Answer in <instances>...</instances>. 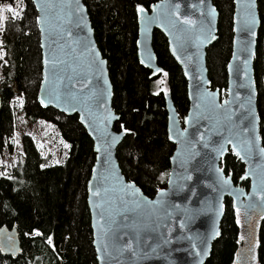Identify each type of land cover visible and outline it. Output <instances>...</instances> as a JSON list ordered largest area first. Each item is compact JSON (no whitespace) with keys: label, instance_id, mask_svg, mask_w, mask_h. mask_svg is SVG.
Instances as JSON below:
<instances>
[{"label":"water","instance_id":"95a60500","mask_svg":"<svg viewBox=\"0 0 264 264\" xmlns=\"http://www.w3.org/2000/svg\"><path fill=\"white\" fill-rule=\"evenodd\" d=\"M30 1L39 32L35 100L41 107L75 113L91 139L85 201L96 264H203L219 236L224 197L254 228L264 216V147L253 75L260 26L256 0H232L222 97L211 87L205 65V49L217 29L212 0H155L136 8L138 63L150 70L149 76L162 70L151 45L157 29L185 78L188 100L179 116L169 93L163 92L166 135L173 148L164 185L150 196L126 179L118 165L115 149L126 129L112 126L119 114L111 106L106 59L85 4ZM228 151L243 165L235 182L221 166ZM20 252L15 226H0V254L14 258ZM240 256L242 263L248 262L247 252Z\"/></svg>","mask_w":264,"mask_h":264},{"label":"trees","instance_id":"16d2710c","mask_svg":"<svg viewBox=\"0 0 264 264\" xmlns=\"http://www.w3.org/2000/svg\"><path fill=\"white\" fill-rule=\"evenodd\" d=\"M94 39L105 57L112 85L111 106L119 114L113 128L126 129L115 149L126 179L146 195L164 185L173 148L166 135V110L161 88L166 87L179 115L187 108L185 78L169 54L164 35L154 29L152 49L162 73L149 76L135 54L136 7L154 0H82ZM260 17L253 75L256 88L259 136L264 147V56L261 34L264 0H256ZM217 10L216 38L205 49L207 76L220 97L225 94V63L230 54L232 0H212ZM18 15L7 11L8 6ZM0 159L9 155L16 130L15 106L27 121L52 124L66 143L59 161H47L28 133L18 138L16 159L4 170L0 165V226H15L21 252L0 254V264H96L85 182L93 161L91 139L75 113L65 114L35 100L40 79L39 32L30 0H0ZM15 91H13V87ZM221 166L235 182L242 163L229 151ZM242 185L247 181L242 180ZM219 236L203 264H264V216L250 229L248 246L243 219L224 197ZM51 240V243H49ZM248 253L242 263L240 254Z\"/></svg>","mask_w":264,"mask_h":264},{"label":"rangeland","instance_id":"374dc122","mask_svg":"<svg viewBox=\"0 0 264 264\" xmlns=\"http://www.w3.org/2000/svg\"><path fill=\"white\" fill-rule=\"evenodd\" d=\"M261 44L264 56V24L261 34ZM12 87L13 91H15L13 85ZM19 103L18 100L15 106L16 130L13 134V147L9 155H2L1 157L0 165H2V169L4 170L16 159L19 152L17 142L22 133H28L34 137L40 152L46 156L47 161H59L65 153L66 143L60 138L57 129L44 120L31 122L23 119L19 112ZM239 217L241 218V214H239Z\"/></svg>","mask_w":264,"mask_h":264},{"label":"flooded vegetation","instance_id":"af4514ba","mask_svg":"<svg viewBox=\"0 0 264 264\" xmlns=\"http://www.w3.org/2000/svg\"><path fill=\"white\" fill-rule=\"evenodd\" d=\"M155 1V0H154ZM153 2V1H152ZM150 4V3H149ZM148 4V5H149ZM138 7V6H137ZM136 7V8H137ZM141 7H145V6H141ZM148 7V6H147ZM147 7H145V8H147ZM154 30V29H153ZM157 30V29H156ZM134 44H135V41H134ZM135 54H136V48H135ZM156 56V55H155ZM138 62V61H137ZM157 62V61H156ZM158 64V63H157ZM159 65V64H158ZM160 66V65H159ZM161 67V66H160ZM161 69H162V67H161ZM149 70V69H148ZM149 72H150V70H149ZM163 71L161 70L160 72H158L157 74H161ZM157 74H155V75H157ZM154 76V75H153ZM151 77V76H150ZM212 87V86H211ZM185 90H186V88H185ZM164 91H167L168 93H169V91H168V89L166 88V87H162L161 88V93H162V95H163V92ZM170 95V94H169ZM171 98V97H170ZM163 99H164V97H163ZM173 103V102H172ZM188 105V104H187ZM165 107V106H164ZM187 109V108H186ZM186 111V110H185ZM178 113V112H177ZM185 113V112H184ZM183 113V114H184ZM183 114H181V115H183ZM178 115H179V113H178ZM181 115H179V116H181ZM230 153V152H229ZM245 186V185H244ZM234 209V208H233ZM236 210V209H235ZM236 211H238V212H240L239 214H241V216H242V219H243V225H244V234H243V236H244V238L242 237V241L245 243V245L246 246H248L249 245V243H250V229H251V222H249V220L247 219L248 217H247V215L246 214H244L243 212H241V211H239V210H236ZM241 255V254H240Z\"/></svg>","mask_w":264,"mask_h":264},{"label":"snow or ice","instance_id":"6c2138e0","mask_svg":"<svg viewBox=\"0 0 264 264\" xmlns=\"http://www.w3.org/2000/svg\"><path fill=\"white\" fill-rule=\"evenodd\" d=\"M2 11H3V9H0V12H2ZM7 11L12 12L14 16L18 15V13L15 12V9H13L10 5L8 6ZM140 11L143 12L144 9L141 8ZM0 19H6V17L0 16ZM186 22H188V21H186ZM237 154H239V153H237ZM49 243H51V240H49Z\"/></svg>","mask_w":264,"mask_h":264},{"label":"bare ground","instance_id":"6f19581e","mask_svg":"<svg viewBox=\"0 0 264 264\" xmlns=\"http://www.w3.org/2000/svg\"><path fill=\"white\" fill-rule=\"evenodd\" d=\"M213 42V41H212Z\"/></svg>","mask_w":264,"mask_h":264}]
</instances>
